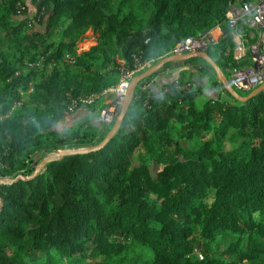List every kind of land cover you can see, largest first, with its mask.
I'll list each match as a JSON object with an SVG mask.
<instances>
[{"label":"trees","instance_id":"obj_1","mask_svg":"<svg viewBox=\"0 0 264 264\" xmlns=\"http://www.w3.org/2000/svg\"><path fill=\"white\" fill-rule=\"evenodd\" d=\"M252 1L0 0V178L13 180L0 184V264H264V91L236 100L204 59L141 82L103 149L59 156L112 129L92 127L87 99L188 38L225 30L208 53L229 78L243 64L228 13ZM89 31L96 44L78 52Z\"/></svg>","mask_w":264,"mask_h":264},{"label":"built area","instance_id":"obj_2","mask_svg":"<svg viewBox=\"0 0 264 264\" xmlns=\"http://www.w3.org/2000/svg\"><path fill=\"white\" fill-rule=\"evenodd\" d=\"M228 29L231 30L235 41L234 58L243 64L231 71L229 79L236 90L252 91L264 84V0H254L242 6L231 5ZM224 31L217 27L204 36L188 38L177 44L170 55L208 51L218 43ZM248 59L251 61L248 62ZM146 67L150 68L149 64L138 71L141 72ZM133 76V74L124 76L116 86L103 93L102 96L107 97V100L109 97L103 111L98 107L100 96H92L85 101L86 105L98 113L102 129L113 124L119 117ZM12 181L10 178H0V184Z\"/></svg>","mask_w":264,"mask_h":264},{"label":"water","instance_id":"obj_3","mask_svg":"<svg viewBox=\"0 0 264 264\" xmlns=\"http://www.w3.org/2000/svg\"><path fill=\"white\" fill-rule=\"evenodd\" d=\"M208 32H206L205 34H207ZM195 58L204 59L206 62H208L211 65V67L214 69V71L216 72L217 79L219 80V82L224 86V88L227 90V92L238 101L246 102V101L256 97L257 95H259L260 93H262L264 91V84H262L258 88L252 90L249 95H247V96L240 95L238 93V91L234 88V86L232 85L230 79L225 75V73L220 69V67L217 65V63L212 59V57L210 56L208 51H199V52H194V53H189V54H184V55H170V56L162 59L161 61H159L156 65L147 69L142 74L132 78V80L130 81V85H129V88H128V91L126 94V98H125V102L123 104L120 115L115 120L110 132L107 134L105 139L100 144L93 146V147H83L80 149L60 150L59 156L75 155V154H88V153L100 151L101 149H103L112 140V138L116 134L118 128L120 127L121 121L126 114V111L129 107L132 96H133L136 88L138 87V85L141 82H143L148 77H150V76L154 75L155 73H157L158 71H160L166 64H168L170 62L187 61V60L195 59ZM199 248H200V245H199ZM198 256L201 257L200 254H198Z\"/></svg>","mask_w":264,"mask_h":264},{"label":"rangeland","instance_id":"obj_4","mask_svg":"<svg viewBox=\"0 0 264 264\" xmlns=\"http://www.w3.org/2000/svg\"><path fill=\"white\" fill-rule=\"evenodd\" d=\"M213 30V29H212ZM211 30V31H212ZM222 34L218 40V43H220V40L222 38ZM83 40L79 42L78 44V52H82L84 50H88L90 47L94 46L96 44V36L94 35L93 32H87L85 33L83 36ZM218 43L216 45H218ZM73 56L72 55H67L65 57V59H71ZM53 66H48L46 67V72H50L52 70ZM197 82L199 83V85H201L202 87V92L203 94L206 96V97H212V96H217L213 90V88L209 87L208 83L206 80H202V79H199L197 78ZM30 92V91H29ZM218 93V92H217ZM215 94V95H214ZM26 96V95H25ZM104 99L102 100L103 102V106L101 109V111H103L105 108H106V104H107V101L109 100V97H108V100H107V97H103ZM20 109V106H17L15 108L16 111H18ZM92 124V127H94V129L96 130H99V131H104V128L102 129V125H101V122H100V117L99 116H96L93 121L91 122ZM58 157V154L56 153H51L49 155H47L38 165V171L34 173L33 177L35 175L38 174V172L42 169V167L45 165V163L49 160H53V159H56ZM40 158V155H36V160H38ZM146 162L149 163L151 165V162H149V158L146 157ZM29 178V177H28ZM31 178V177H30ZM234 242V239L232 237H228L226 238L224 241H222L220 243V249H219V253H222L226 248H228L229 245H231L232 243ZM142 254H143V257L144 259H152V252L147 249V248H144L141 250ZM197 254H200L201 255V252L200 251H197Z\"/></svg>","mask_w":264,"mask_h":264},{"label":"crops","instance_id":"obj_5","mask_svg":"<svg viewBox=\"0 0 264 264\" xmlns=\"http://www.w3.org/2000/svg\"><path fill=\"white\" fill-rule=\"evenodd\" d=\"M250 61H251V59H248V62H250ZM177 77H178V72H169L166 76L155 80V82L150 87H151V89H155L157 91V90L161 89L164 85H166V84L170 83L171 81L175 80ZM213 91L216 92L215 93L216 95L218 94L217 96L220 95L218 91H216V90H213ZM217 96H212V97H217ZM102 106H103V102L101 101L99 103V105H98L99 109L102 108ZM94 116L95 117L98 116V113L96 112V110L94 111Z\"/></svg>","mask_w":264,"mask_h":264}]
</instances>
